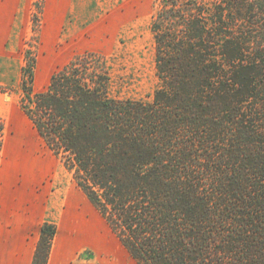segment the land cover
I'll return each mask as SVG.
<instances>
[{
    "label": "trees",
    "instance_id": "16d2710c",
    "mask_svg": "<svg viewBox=\"0 0 264 264\" xmlns=\"http://www.w3.org/2000/svg\"><path fill=\"white\" fill-rule=\"evenodd\" d=\"M151 30L152 100L112 96L98 52L35 92L27 51L21 109L137 264H264V0H158Z\"/></svg>",
    "mask_w": 264,
    "mask_h": 264
},
{
    "label": "rangeland",
    "instance_id": "374dc122",
    "mask_svg": "<svg viewBox=\"0 0 264 264\" xmlns=\"http://www.w3.org/2000/svg\"><path fill=\"white\" fill-rule=\"evenodd\" d=\"M22 2L0 6V264L33 262L53 203L47 214L58 222L61 257L137 264L22 111V68L26 52L35 54L33 88L42 92L75 56L98 52L111 66L112 96L152 100L159 86L151 30L158 0Z\"/></svg>",
    "mask_w": 264,
    "mask_h": 264
},
{
    "label": "crops",
    "instance_id": "0c3cea01",
    "mask_svg": "<svg viewBox=\"0 0 264 264\" xmlns=\"http://www.w3.org/2000/svg\"><path fill=\"white\" fill-rule=\"evenodd\" d=\"M22 4H23L22 0H0V6H4V7L5 6H13V7H15L17 5H22ZM14 14H16V10H14ZM54 205H55V203L52 204V206H54ZM52 206L50 207V209L46 208L47 218H46V220L44 222L54 223L58 227V222L54 221L53 219H51L50 214H47L48 212L52 211V209H53ZM59 206H61V205H59ZM58 233H59V230H58ZM58 233H57V236H56V238L54 240V243H53V247H52V251H51V255H50V259H49L48 264H71L69 257H67V256L61 257L63 254H59V253L55 252V250H56L55 243L57 241ZM61 251H62V249L60 250V252ZM31 260H32V258H31ZM31 263L32 262H30V264Z\"/></svg>",
    "mask_w": 264,
    "mask_h": 264
}]
</instances>
